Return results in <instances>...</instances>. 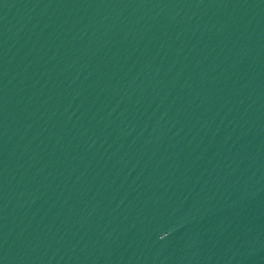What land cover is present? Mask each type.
Here are the masks:
<instances>
[{
    "label": "water",
    "instance_id": "95a60500",
    "mask_svg": "<svg viewBox=\"0 0 264 264\" xmlns=\"http://www.w3.org/2000/svg\"><path fill=\"white\" fill-rule=\"evenodd\" d=\"M0 264H264V0H0Z\"/></svg>",
    "mask_w": 264,
    "mask_h": 264
}]
</instances>
